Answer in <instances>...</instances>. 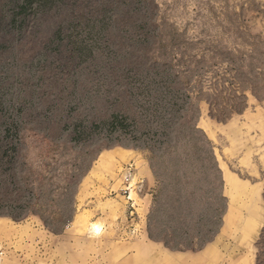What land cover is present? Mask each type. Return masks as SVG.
<instances>
[{"label":"rangeland","instance_id":"1","mask_svg":"<svg viewBox=\"0 0 264 264\" xmlns=\"http://www.w3.org/2000/svg\"><path fill=\"white\" fill-rule=\"evenodd\" d=\"M41 1L0 0V215H35L59 230L88 206L77 197L95 165L116 189L120 165L140 156L156 181L143 225L162 251L197 252L219 239L264 263V187L262 221L243 245L225 228L231 197L218 165L223 160L249 178L236 166L242 151L219 154L222 136L215 143L199 127L264 115V0ZM73 2L82 5L79 13L56 10ZM15 129L22 141H14ZM239 134L251 146L260 132ZM232 141H225L229 150ZM252 160L264 156L255 150ZM112 196L102 194L106 201L97 205L110 223H128L121 226L122 261L139 226L131 231L127 207L125 218ZM160 253L151 250V264H166Z\"/></svg>","mask_w":264,"mask_h":264},{"label":"crops","instance_id":"2","mask_svg":"<svg viewBox=\"0 0 264 264\" xmlns=\"http://www.w3.org/2000/svg\"><path fill=\"white\" fill-rule=\"evenodd\" d=\"M208 138L216 143V138L220 135L224 144L218 143L219 154L227 157L237 156V151H242V156L236 160V166L241 172L249 175L241 177L236 172L229 169L227 162L220 160L219 168L222 171L225 192L231 197V206L225 216L226 230H233L238 239H251L257 233V229L262 221L261 209L258 198L261 189L264 187V174L260 176V171L264 169V160L254 162L252 157L255 150L260 156H264V115L261 111H251L226 125L213 123L211 120H203L199 124ZM221 128V129H218ZM248 128L252 133L260 132L259 137L251 138L252 144H244L238 141L240 131ZM229 129L233 131L229 132ZM231 138L236 143L235 148L228 149L225 141ZM254 140V141H253ZM250 141V143H251ZM237 143H239L237 145ZM241 143V144H240ZM263 143V144H262ZM255 145L258 148L255 149ZM260 145V146H259ZM231 151V154H230ZM135 169V180L142 182V190L139 193L130 192L137 203V218L131 222V226L137 229V235L132 236L125 246L132 251L128 258L121 261V227L127 224L124 220L109 222L108 212H103L97 203H104L102 194L113 193L112 198L124 207L126 218L125 195L119 190L120 184L114 189V183L109 185L100 180L97 175L98 169L93 167L96 176L92 175L83 179L80 183L77 201L89 202L88 206L81 208L73 216L70 222L61 229L55 230L47 225L35 215L26 216L21 219L13 218L9 215H0V248L2 256L0 264H151V250L161 251L162 259L166 264H255V254L251 249L238 250L232 248V244L220 241L207 242L197 252H181L171 255L162 251L160 243L151 241L144 228V215L148 211L151 202V195L155 188V178L145 159L138 156L133 159ZM106 177V173L101 174ZM255 177V179L253 178ZM117 180L120 179L117 178ZM111 189L115 190L111 192ZM100 199V201H99ZM245 202H244V201ZM250 201V203H249ZM244 202V203H243ZM243 204V206L241 205ZM138 209L141 210L139 214ZM238 215H244L238 217ZM96 223L103 229V233L94 235L89 231L88 225ZM90 225V226H91ZM128 229H130L128 227ZM235 245V244H234ZM156 247V248H155ZM236 251V252H235Z\"/></svg>","mask_w":264,"mask_h":264},{"label":"built area","instance_id":"3","mask_svg":"<svg viewBox=\"0 0 264 264\" xmlns=\"http://www.w3.org/2000/svg\"><path fill=\"white\" fill-rule=\"evenodd\" d=\"M135 163L133 159L129 160L127 163H123L120 165L118 169V179H120L119 190L125 195L126 207L129 212V215L132 217L133 222L134 218L137 214L136 212V200L134 197L130 196V192L134 191L136 193L141 192L142 190V182L135 180ZM115 190L111 189V192ZM137 228H132L131 231L135 233ZM2 256V250L0 248V259Z\"/></svg>","mask_w":264,"mask_h":264},{"label":"trees","instance_id":"4","mask_svg":"<svg viewBox=\"0 0 264 264\" xmlns=\"http://www.w3.org/2000/svg\"><path fill=\"white\" fill-rule=\"evenodd\" d=\"M43 1H47V0H42L41 2H43ZM62 5H67V6H70V7H72V12H75V13H79V9L81 8V4L79 3V2H73V3H61L60 5H57L56 6V10H60L62 7ZM18 7H23V6H25V2H23V3H20V4H18L17 5ZM44 11H46V9L44 10ZM181 118V120H182V122L183 123H185L186 122V117H180ZM187 127L191 130V137H195L196 138V135H197V128H196V126L194 125V123H188L187 124ZM7 133H8V130H6V133H5V137L7 136ZM24 137V135H23V133H20L17 129H15L14 130V141L16 140V141H22V138ZM191 138H189V140H190ZM192 140V139H191ZM202 141H205L206 142V140L204 139V140H202ZM210 153H211V151H210ZM212 154V153H211ZM263 197H264V194H263ZM187 203V202H186ZM201 205H203V203H200ZM179 207H185L186 208V205H183V206H179ZM188 208V209H187ZM187 208H186V210H190L191 209V203H187ZM182 210H185V209H182ZM203 211V210H202ZM221 214V213H220ZM262 232H264V225H263V227H262V229H261V231H260V234L262 233ZM259 240H260V235H259V239H258V241H257V243H259ZM256 264H264L263 263V261H261V259H260V257H259V254H257L256 255Z\"/></svg>","mask_w":264,"mask_h":264},{"label":"bare ground","instance_id":"5","mask_svg":"<svg viewBox=\"0 0 264 264\" xmlns=\"http://www.w3.org/2000/svg\"><path fill=\"white\" fill-rule=\"evenodd\" d=\"M89 231L92 233V234H94V235H99V234H101L102 233V229L101 228H98V227H93L92 228V226L91 227H89Z\"/></svg>","mask_w":264,"mask_h":264}]
</instances>
